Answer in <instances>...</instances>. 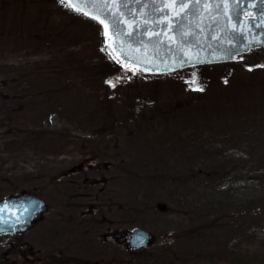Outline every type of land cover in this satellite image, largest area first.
Here are the masks:
<instances>
[{"label":"rangeland","instance_id":"374dc122","mask_svg":"<svg viewBox=\"0 0 264 264\" xmlns=\"http://www.w3.org/2000/svg\"><path fill=\"white\" fill-rule=\"evenodd\" d=\"M244 56L144 74L122 66L102 23L64 0H0V199L38 185L49 205L64 206L55 198L65 184L50 175L97 157L117 173L107 189L111 201L117 193L120 230L139 227L155 237L147 247H111L98 264H182L199 245L177 242L169 226L185 211L160 201L170 171L205 154L231 160L248 152L264 161V48ZM235 183L239 197L259 192L241 178ZM229 243L239 254L249 247L238 234ZM56 244L64 250L66 237ZM94 257H85L88 264Z\"/></svg>","mask_w":264,"mask_h":264},{"label":"water","instance_id":"95a60500","mask_svg":"<svg viewBox=\"0 0 264 264\" xmlns=\"http://www.w3.org/2000/svg\"><path fill=\"white\" fill-rule=\"evenodd\" d=\"M65 2L102 23L113 57L144 74L229 63L264 48V0H184V7L174 0ZM42 205L40 199L23 194L0 200V231L10 230L23 218L29 220ZM116 239L139 248L155 238L136 227L120 231Z\"/></svg>","mask_w":264,"mask_h":264},{"label":"trees","instance_id":"16d2710c","mask_svg":"<svg viewBox=\"0 0 264 264\" xmlns=\"http://www.w3.org/2000/svg\"><path fill=\"white\" fill-rule=\"evenodd\" d=\"M220 157L210 154L195 156L191 167L170 171L171 174L166 177L171 188L160 201L185 209L178 213L180 217L170 220V228L180 235L174 237L177 242L183 239L199 245L193 257L186 258L182 264H264V237L260 238L255 248L253 241L259 234H264V161L248 152L237 159ZM213 163L222 166L226 163V166L218 170L219 167ZM237 167L239 170H236ZM237 178L248 182L250 188L259 192L239 197L233 191ZM139 197L136 195V198ZM161 202L159 204L163 209L158 210L159 206H156L158 211H164L167 206ZM196 211L198 219L195 220ZM212 233L216 236L212 237ZM206 234L213 239H205ZM237 234L249 242L247 251L242 250L240 254L238 251L241 249L236 247L235 251L229 243L232 235L235 238ZM144 264L161 263L154 258Z\"/></svg>","mask_w":264,"mask_h":264},{"label":"flooded vegetation","instance_id":"af4514ba","mask_svg":"<svg viewBox=\"0 0 264 264\" xmlns=\"http://www.w3.org/2000/svg\"><path fill=\"white\" fill-rule=\"evenodd\" d=\"M78 162L82 168L76 163L55 169L49 177L65 184L64 193L56 192L55 198H63L64 206L49 205L38 192L41 186L21 191L41 198L44 206L29 220L23 218L0 232V264H88L86 258L94 256L93 264H98L112 248L119 251L120 205L117 193L111 201L107 189L111 179L117 182V173L110 174L109 165L94 156ZM64 237L68 246L57 250L56 243Z\"/></svg>","mask_w":264,"mask_h":264},{"label":"snow or ice","instance_id":"6c2138e0","mask_svg":"<svg viewBox=\"0 0 264 264\" xmlns=\"http://www.w3.org/2000/svg\"><path fill=\"white\" fill-rule=\"evenodd\" d=\"M63 2V0H62ZM87 2V0H85ZM175 4L179 5L180 7H184V0H174ZM74 7H78L77 5H72Z\"/></svg>","mask_w":264,"mask_h":264},{"label":"bare ground","instance_id":"6f19581e","mask_svg":"<svg viewBox=\"0 0 264 264\" xmlns=\"http://www.w3.org/2000/svg\"><path fill=\"white\" fill-rule=\"evenodd\" d=\"M247 54V53H246ZM246 54H241V55H239L238 57H237V59L239 58L240 60H242V59H244L245 58V56L244 55H246ZM165 74H168V73H165ZM160 75H164V74H160ZM14 196H16V195H14ZM142 229V228H141ZM127 230H131V229H125V230H120V231H127ZM144 230V229H143ZM119 231V232H120ZM145 231H147V230H145ZM118 232V233H119ZM147 232H150V231H147ZM151 233V232H150Z\"/></svg>","mask_w":264,"mask_h":264}]
</instances>
